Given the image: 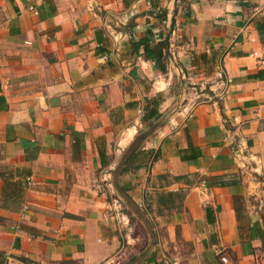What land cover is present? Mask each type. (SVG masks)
<instances>
[{"label": "crops", "instance_id": "obj_1", "mask_svg": "<svg viewBox=\"0 0 264 264\" xmlns=\"http://www.w3.org/2000/svg\"><path fill=\"white\" fill-rule=\"evenodd\" d=\"M263 42L264 0H0V257L264 260Z\"/></svg>", "mask_w": 264, "mask_h": 264}, {"label": "built area", "instance_id": "obj_2", "mask_svg": "<svg viewBox=\"0 0 264 264\" xmlns=\"http://www.w3.org/2000/svg\"><path fill=\"white\" fill-rule=\"evenodd\" d=\"M107 54L103 55L104 59H107ZM257 66L264 72V42L262 44L261 50L258 53H255ZM219 259L222 264H237L227 253L222 249L217 251ZM257 264H264V260L258 258Z\"/></svg>", "mask_w": 264, "mask_h": 264}, {"label": "trees", "instance_id": "obj_3", "mask_svg": "<svg viewBox=\"0 0 264 264\" xmlns=\"http://www.w3.org/2000/svg\"><path fill=\"white\" fill-rule=\"evenodd\" d=\"M141 43H144V51H145V54L150 55V57H155V58L159 59L162 55H164V52L162 51V49H164V51H165V56H169V54H170V52L168 50L169 43L168 44H165L164 42L158 43L157 45L159 46V50L158 51H155V49H154L155 47H153L152 48V51H154L153 53L148 52V46H147L146 42L142 41ZM152 113H154V111L153 112L152 111L149 112L150 115ZM133 145H134V143H133ZM124 169H125V166L122 168V170L124 171ZM21 260L26 261L24 258H21Z\"/></svg>", "mask_w": 264, "mask_h": 264}, {"label": "water", "instance_id": "obj_4", "mask_svg": "<svg viewBox=\"0 0 264 264\" xmlns=\"http://www.w3.org/2000/svg\"><path fill=\"white\" fill-rule=\"evenodd\" d=\"M177 1V0H175ZM175 13H176V8L174 9L172 18H171V22H170V26H169V30L168 33L166 35V40L168 41L169 35L171 34L173 27H174V22H175ZM7 263V257L6 256H2L0 257V264H6Z\"/></svg>", "mask_w": 264, "mask_h": 264}, {"label": "rangeland", "instance_id": "obj_5", "mask_svg": "<svg viewBox=\"0 0 264 264\" xmlns=\"http://www.w3.org/2000/svg\"><path fill=\"white\" fill-rule=\"evenodd\" d=\"M127 222H129V221H127ZM136 230L139 231V232H141V234L143 233L142 232V230H143L142 227H137Z\"/></svg>", "mask_w": 264, "mask_h": 264}]
</instances>
